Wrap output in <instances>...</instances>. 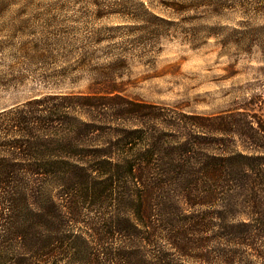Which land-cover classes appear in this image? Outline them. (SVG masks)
<instances>
[{
    "label": "trees",
    "instance_id": "16d2710c",
    "mask_svg": "<svg viewBox=\"0 0 264 264\" xmlns=\"http://www.w3.org/2000/svg\"><path fill=\"white\" fill-rule=\"evenodd\" d=\"M219 1L172 9L193 25ZM240 1L222 45L264 55V0ZM113 64L0 108V264H264V91L164 122Z\"/></svg>",
    "mask_w": 264,
    "mask_h": 264
},
{
    "label": "rangeland",
    "instance_id": "374dc122",
    "mask_svg": "<svg viewBox=\"0 0 264 264\" xmlns=\"http://www.w3.org/2000/svg\"><path fill=\"white\" fill-rule=\"evenodd\" d=\"M180 1L187 2L0 0V108L84 90L89 71L109 63L124 93L154 106L164 122L181 114L216 117L263 92L261 47L247 54L222 45L245 18L242 1L221 0L219 16L193 25L181 20L190 13L173 12ZM192 36L199 38L194 48Z\"/></svg>",
    "mask_w": 264,
    "mask_h": 264
}]
</instances>
